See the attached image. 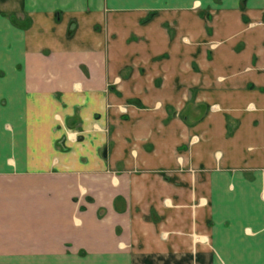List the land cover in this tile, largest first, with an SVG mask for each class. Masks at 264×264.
<instances>
[{
	"label": "crops",
	"instance_id": "1",
	"mask_svg": "<svg viewBox=\"0 0 264 264\" xmlns=\"http://www.w3.org/2000/svg\"><path fill=\"white\" fill-rule=\"evenodd\" d=\"M0 264H264V0H0Z\"/></svg>",
	"mask_w": 264,
	"mask_h": 264
},
{
	"label": "trees",
	"instance_id": "2",
	"mask_svg": "<svg viewBox=\"0 0 264 264\" xmlns=\"http://www.w3.org/2000/svg\"><path fill=\"white\" fill-rule=\"evenodd\" d=\"M151 13V12H150ZM150 18V15L146 16L145 18H143L142 20H147Z\"/></svg>",
	"mask_w": 264,
	"mask_h": 264
}]
</instances>
